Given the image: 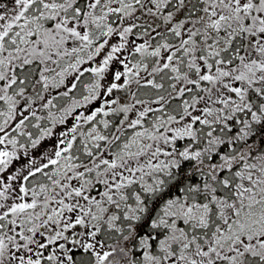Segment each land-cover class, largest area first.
<instances>
[{
	"label": "snow or ice",
	"instance_id": "obj_1",
	"mask_svg": "<svg viewBox=\"0 0 264 264\" xmlns=\"http://www.w3.org/2000/svg\"><path fill=\"white\" fill-rule=\"evenodd\" d=\"M0 264H264V0H0Z\"/></svg>",
	"mask_w": 264,
	"mask_h": 264
}]
</instances>
